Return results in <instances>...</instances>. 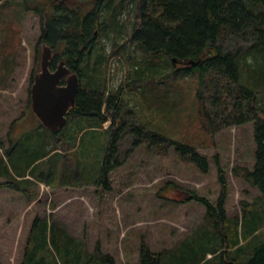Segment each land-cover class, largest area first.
I'll use <instances>...</instances> for the list:
<instances>
[{"label": "trees", "instance_id": "1", "mask_svg": "<svg viewBox=\"0 0 264 264\" xmlns=\"http://www.w3.org/2000/svg\"><path fill=\"white\" fill-rule=\"evenodd\" d=\"M28 12L39 16V43L53 51L50 68L64 61L77 73L80 84L62 128L50 132L39 125L32 138L27 136L4 150L0 178L5 181L0 189L25 193L29 202L35 198L28 194L35 180L63 187L95 183L109 189V174L122 165L118 150L123 136L131 146H143L152 153L171 148L181 160L208 173L209 159L192 144L162 132L128 105L133 97L140 106L154 110L171 99L172 85L174 91V84L192 77L197 81L196 107L213 130L252 123L254 163L241 172L261 196L252 205L243 203L241 217H228L227 179L216 160L221 188L216 204L186 192L204 206L202 224L177 245L159 251H152L142 239L139 264H224L228 260L264 264V216L254 207L260 201L264 204V114L256 104V85L243 86L240 79L242 57L264 47V0H0V89L7 88L16 68L17 54L7 48L10 41L15 42L10 20L25 19ZM124 15L134 16L127 33H122ZM111 34L115 40H110L108 51L98 42ZM115 35H128L127 44L117 43ZM121 49L126 53H120ZM117 52L123 54L127 67L112 89L105 72ZM36 59L30 87L39 70ZM179 91L177 97L183 99L181 85ZM204 94L213 109H208ZM105 122H109L106 127ZM100 132L107 133L108 139L102 142L104 156L95 176L91 170L96 164L86 160ZM87 133L93 137L86 138ZM44 162L52 165L50 171ZM20 264L117 263L98 244L91 251L85 240L51 216H36Z\"/></svg>", "mask_w": 264, "mask_h": 264}, {"label": "rangeland", "instance_id": "2", "mask_svg": "<svg viewBox=\"0 0 264 264\" xmlns=\"http://www.w3.org/2000/svg\"><path fill=\"white\" fill-rule=\"evenodd\" d=\"M133 17L124 15L122 24H125V28L122 33L130 31ZM10 26L15 42L10 41L7 48L10 53L17 54L16 68L7 88L0 89V156L18 138H32L37 131L38 119L28 107L30 76L36 57L40 65L45 46L39 43L40 20L37 14L28 12L25 19H11ZM113 35L109 39L102 37L98 44L103 43L110 51ZM120 35H115L117 43L123 41L126 45L128 35L125 38ZM255 49L242 57L240 79L243 86L256 85V104L263 115L264 47ZM121 52L126 53L122 49ZM120 53L117 52L110 59L105 72L112 89L117 87L116 83L124 76L127 67ZM174 85L171 99L154 110L148 109L145 104L140 106L133 97H130L128 105L142 117L150 118L162 132L192 144L209 159L208 173H202L194 164L181 160L171 148H166L165 153H152L143 146H131L127 136H123L118 150L122 165L109 174V189L95 183L63 187L35 180L36 186L28 193L35 198L29 202L25 193L1 188L0 264H20L30 224L36 216H51L75 237L85 240L91 251L98 244L101 251L111 254L117 264H139L142 239L152 251H159L177 245L202 224L205 208L196 200L189 199L191 195L186 196V192L190 191L216 204L221 192L216 160L227 179L225 210L228 217H241L243 203L252 205L255 199L260 198V191L250 186L241 172L242 168L249 169L254 163L252 123L213 130L196 107L193 94L197 88L196 79L187 76L180 82L183 99L177 97L180 85ZM204 101L211 110L207 96ZM22 113L20 132L23 131V137H20L17 136L19 123L15 124V121ZM108 123L105 122V126ZM95 136L93 152L86 161L96 164L91 170L96 176L99 161L102 162L104 156L102 142L108 139V135L100 132ZM85 137L90 139L93 134L87 133ZM62 152L67 154L66 150ZM42 164L47 171L52 168L51 164ZM52 164H55L54 160ZM4 181V178H0V182ZM52 205L54 208L51 209ZM257 206L258 212L264 216L263 202L254 205Z\"/></svg>", "mask_w": 264, "mask_h": 264}, {"label": "water", "instance_id": "3", "mask_svg": "<svg viewBox=\"0 0 264 264\" xmlns=\"http://www.w3.org/2000/svg\"><path fill=\"white\" fill-rule=\"evenodd\" d=\"M50 58L51 49L45 45L40 60V71L34 76L30 88V100L32 111L42 125L50 131H56L66 123V116L75 105L80 83L78 75L69 74L70 71L63 61L51 71ZM64 77L65 84H61ZM224 264L236 263L229 260Z\"/></svg>", "mask_w": 264, "mask_h": 264}, {"label": "crops", "instance_id": "4", "mask_svg": "<svg viewBox=\"0 0 264 264\" xmlns=\"http://www.w3.org/2000/svg\"><path fill=\"white\" fill-rule=\"evenodd\" d=\"M28 107L30 108V104L28 105ZM31 109V108H30ZM32 111V110H31ZM34 114V113H33ZM24 114L22 113L17 119H16V121H15V124L17 123H19L18 124V134H17V136H20V137H23V135H22V132H20L21 130H22V125H20L21 123H22V121H23V119H22V116H23ZM35 115V114H34ZM36 117V116H35ZM38 119V118H37ZM40 125V122H39V120H38V124L36 125V130L38 129V128H40V127H38ZM40 131V130H39ZM8 134H9V131H8ZM10 139V138H9ZM20 139H22V138H20ZM19 138L16 140V141H18V140H20ZM11 140V139H10Z\"/></svg>", "mask_w": 264, "mask_h": 264}, {"label": "flooded vegetation", "instance_id": "5", "mask_svg": "<svg viewBox=\"0 0 264 264\" xmlns=\"http://www.w3.org/2000/svg\"><path fill=\"white\" fill-rule=\"evenodd\" d=\"M60 2H62V1H60ZM95 34V38H96V40H98V38L96 37V35H97V32H95L94 33ZM41 45H46L45 43H40ZM51 51H52V49H51ZM53 52V51H52ZM52 55H53V53H52ZM80 80V79H79Z\"/></svg>", "mask_w": 264, "mask_h": 264}]
</instances>
